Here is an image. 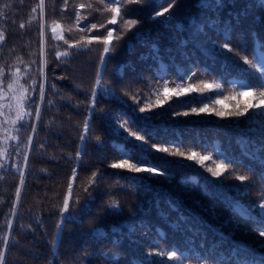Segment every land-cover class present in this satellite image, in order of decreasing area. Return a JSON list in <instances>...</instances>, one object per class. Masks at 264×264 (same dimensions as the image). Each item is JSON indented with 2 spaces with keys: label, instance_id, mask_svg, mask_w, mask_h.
<instances>
[{
  "label": "trees",
  "instance_id": "trees-1",
  "mask_svg": "<svg viewBox=\"0 0 264 264\" xmlns=\"http://www.w3.org/2000/svg\"><path fill=\"white\" fill-rule=\"evenodd\" d=\"M224 2L230 6L218 8L216 0H0V253L4 264H149V260L179 264L167 260V253L177 247L188 258L183 264H205L203 258H209L207 264L264 261V246H260L264 238L257 235L260 213L253 211L254 205L264 202V161L260 163L264 110H250L239 119L214 115L259 97L258 76L243 57L254 59V49L260 54L264 7L262 0ZM114 5L121 15L112 24ZM170 5L174 6L164 16L152 18ZM130 19L138 24H127ZM54 24L61 26L63 39L53 35ZM108 31L113 33L114 49L103 82L114 90L115 98L101 96L97 88L93 116L88 110L90 92L96 87ZM224 43L234 50L227 58L218 55L219 48L213 50V44ZM120 65H126L123 72ZM191 71L196 75L190 80L179 79ZM204 84L213 87L203 88ZM248 84L255 90L240 95ZM190 86L197 91L175 95ZM205 104L211 113H191V107ZM20 105L32 116L18 121ZM37 105L39 120L35 119ZM177 109L189 116L169 122L170 113ZM108 112L114 119L130 117L137 122L151 115L153 126L148 131L153 135L175 133L183 139L182 150L211 159L201 167L151 150L140 152L133 147L137 141L129 140L119 128L112 130L104 116ZM86 119L91 123L84 144L79 137ZM98 135L103 137L100 145ZM121 149L169 175L145 179L141 189L132 181L147 178L148 173L110 166L121 158ZM216 154L238 161L219 178L205 170L219 163ZM17 164L24 172L23 184ZM237 175L247 177L243 184ZM70 183V210L79 222H66L61 233L57 225L65 215L61 209ZM89 196L94 199L85 208ZM101 201L118 204L122 212L97 215L94 210ZM132 226L134 234L128 231ZM98 227L101 234L94 233ZM145 252L162 255L146 258Z\"/></svg>",
  "mask_w": 264,
  "mask_h": 264
},
{
  "label": "snow or ice",
  "instance_id": "snow-or-ice-1",
  "mask_svg": "<svg viewBox=\"0 0 264 264\" xmlns=\"http://www.w3.org/2000/svg\"><path fill=\"white\" fill-rule=\"evenodd\" d=\"M130 2H135L139 3L140 0H130ZM216 4L218 8H224V7H229L230 5L225 4L224 0H216ZM174 5H170L167 8H164L163 11H157L155 12L154 16L152 17L153 19L164 16L165 13L169 12L170 8ZM261 6L264 7V0L261 2ZM111 11L115 14L113 15L111 19V23L115 24L117 21V17L121 15V9L119 6H113ZM264 19V18H261ZM127 24L132 25L135 27L138 24V21L135 19H130L127 21ZM95 27V25H93ZM179 30V29H178ZM55 31V29H53ZM61 39H63L61 37ZM91 40L88 41L89 44H91ZM211 43V42H210ZM103 53L105 55H102L99 59V66H100V71L97 74V77L95 79V85L96 87L91 89L90 92V97L91 101L90 104L88 105V110L91 115H96V104H97V97H98V91L97 88L101 89L100 95H107L111 98H115V92L114 90L109 87L104 85L103 82V75L106 74V64L107 60L110 58V54L114 49L113 45V33L112 31H108L107 35L103 37ZM246 48V45L244 46ZM216 48H219L220 51L218 55L224 56L227 58V53H232L234 50L233 48L230 47L229 43H224L222 45H215L213 44V50ZM153 50H156V46L153 45ZM226 50V51H225ZM259 55H257V51L255 49L253 50L252 55L254 56V59L249 60L248 56L245 55L243 57L244 63L248 64L252 70H254L258 76V87L261 89L259 93V97L256 98L255 102H248L246 103L243 107H237L234 111H215L214 115L216 117L220 118H241V117H246L250 110H264V41H260V50H259ZM126 65H120L119 66V71L123 72L124 68ZM196 73L195 71H191L189 74H186L184 76L179 77L180 80H190L193 76H195ZM11 86V85H9ZM212 84H204L203 88H212ZM215 87L217 89L221 88L220 84H216ZM247 91H243L240 93V95H250L255 89L252 84H248L247 86ZM197 91L195 87H191L189 89H184L181 88L179 92H175L176 96L182 95L184 92L187 91ZM200 91H203V89H199ZM165 94L169 92V89L167 87V84H165L164 88ZM40 98L43 100L44 98V89L41 87L40 89ZM135 100L136 98L133 97ZM138 103V101H137ZM157 103H162L160 101H157ZM191 107V106H189ZM140 113L145 112L144 107L139 108ZM212 109L208 108V105L205 104L203 107L197 109L196 107H191V113L199 115L200 113H211ZM28 116L31 117L32 113L31 112H26L24 111V108L22 105L18 106L17 112H16V119L18 121L24 120V118ZM105 119L111 122L112 130L115 132L116 128L120 129V132L124 133L129 140L134 139L138 143L135 144L133 147L138 149L140 152H148L149 150L155 151L157 153H162V154H167L171 155L173 157H176L178 159H185L187 161H193L196 164H199L201 167H205L204 162L208 161L211 159L210 155H201L200 153H197L194 150H189V151H184L182 150L183 148V139L180 136H176L175 133H173L171 136H160L157 137L153 135L152 132L148 131L150 127L153 126V117L151 115H146L142 116L140 118V122H137L135 120H132L130 117L127 119L119 120V119H114L113 118V113L108 112L104 114ZM183 116L187 117L189 116V112L184 111L181 112L180 110H175L170 113L169 115V122H175L176 118ZM159 118V116H157ZM35 119L39 120L40 119V107L37 105L36 110H35ZM91 121L89 119L84 120L83 122V133L79 137V142L87 144L88 142V136L87 133L89 132V127H90ZM33 131H35V126L33 125L32 128ZM157 139L163 140L164 143H156L155 141ZM96 142L97 145H100L103 143V137L102 136H96ZM29 143H31V139H29ZM167 145V146H165ZM207 149L205 148V151ZM261 152L264 153V145L261 146ZM213 152L215 153V149H213ZM77 157L79 158L80 153L77 152ZM250 159H255L253 156H248ZM216 158L219 160V163L215 165V167L212 166H207L206 171L211 174V177H216L219 178L221 177L226 171H228L229 165L237 163L233 157L228 156L227 154L223 155H218L216 154ZM135 161V162H133ZM227 161V163L225 162ZM261 161H264V155L260 156V163ZM28 162V155L27 153L24 155V163L27 164ZM262 166H264V163H261ZM113 169H121V170H127L131 173L134 174H139V173H148L149 177H138L137 180L132 181L133 184H138L141 189L145 188L144 185V180L145 179H150L153 176H158L160 178H166L169 173H167L165 170L160 169L156 167L153 164H150L147 160L141 158L140 156H134L133 154H130L126 149H121V158L119 159L118 162L112 163L110 165ZM16 171L19 172L21 176V184H23V176L24 172L21 170L19 164L15 165ZM72 179H76V170L74 169L72 174ZM238 181L243 184V182L247 179L246 176L244 175H237L235 177ZM183 183V181H181ZM85 192L88 191V188L84 189ZM73 195V186L70 183L67 188V196L63 200V205L61 212L65 215H62L60 218V222L57 225L59 228L60 232L62 233L64 229V225L66 222H79L77 220V214H75L74 210H70V199L72 198ZM94 199V197L89 196L88 200L84 201L83 207L87 208L90 206L89 201ZM75 204H79L80 202L74 201ZM259 210L260 213V218H259V224L260 227L257 231V235L260 238H264V202L257 203L256 205L253 206V211ZM94 212L97 215H104L111 213L113 215L119 214L122 212V209L119 207L118 204H107L106 201H101L100 207L94 210ZM71 217V220H68V217ZM244 219V217H241ZM250 219V218H249ZM114 229V228H113ZM114 231V230H113ZM119 231H123V229H120ZM128 231L130 233L135 232V226H132L131 228H128ZM102 230L98 227L94 229V233L96 234H101ZM135 243V241H133ZM260 246H264V240H261ZM179 253V254H178ZM162 255L161 253H153V252H145L144 256L146 258H151L152 256H159ZM188 259L183 257V253L179 250V248H173L171 251L167 253V260L168 261H173V262H179V264H183V260ZM209 258H203V261L205 264H207ZM0 264H4V255L0 253ZM143 264V262H142ZM149 264H151V261L149 260ZM214 264V262H212ZM260 264H264V261H261Z\"/></svg>",
  "mask_w": 264,
  "mask_h": 264
},
{
  "label": "rangeland",
  "instance_id": "rangeland-1",
  "mask_svg": "<svg viewBox=\"0 0 264 264\" xmlns=\"http://www.w3.org/2000/svg\"><path fill=\"white\" fill-rule=\"evenodd\" d=\"M53 29H55V31H53ZM51 31L55 37H62L63 36V30L59 24H54Z\"/></svg>",
  "mask_w": 264,
  "mask_h": 264
}]
</instances>
